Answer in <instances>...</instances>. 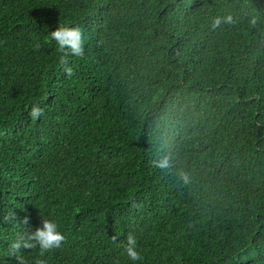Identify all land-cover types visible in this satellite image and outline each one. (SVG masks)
<instances>
[{
	"label": "trees",
	"instance_id": "obj_1",
	"mask_svg": "<svg viewBox=\"0 0 264 264\" xmlns=\"http://www.w3.org/2000/svg\"><path fill=\"white\" fill-rule=\"evenodd\" d=\"M43 217L24 264H264V0H0V264Z\"/></svg>",
	"mask_w": 264,
	"mask_h": 264
},
{
	"label": "clouds",
	"instance_id": "obj_2",
	"mask_svg": "<svg viewBox=\"0 0 264 264\" xmlns=\"http://www.w3.org/2000/svg\"><path fill=\"white\" fill-rule=\"evenodd\" d=\"M227 20L230 21L231 17H228ZM220 23L221 19L217 18L214 26H219ZM50 39L55 41L61 52H68L75 56H80L84 52L85 37L80 28L59 25L54 31H51ZM61 63H66V61L62 58ZM41 114L42 109L39 105H33L30 112L31 117L36 119ZM25 222H27V218ZM64 239L65 235L59 222L54 217H43L40 225L33 230L22 232L11 242L9 253L18 258L21 264H24V250L38 248L40 255L44 256L51 250L58 248ZM125 251L126 255L134 262L142 259L138 248V239L135 235H128ZM36 264H46V261L37 260Z\"/></svg>",
	"mask_w": 264,
	"mask_h": 264
}]
</instances>
